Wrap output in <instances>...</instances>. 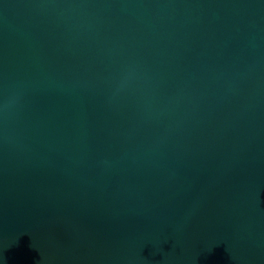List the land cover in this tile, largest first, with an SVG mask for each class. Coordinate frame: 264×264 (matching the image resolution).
Masks as SVG:
<instances>
[{"label":"water","instance_id":"1","mask_svg":"<svg viewBox=\"0 0 264 264\" xmlns=\"http://www.w3.org/2000/svg\"><path fill=\"white\" fill-rule=\"evenodd\" d=\"M0 264H264V0H0Z\"/></svg>","mask_w":264,"mask_h":264}]
</instances>
